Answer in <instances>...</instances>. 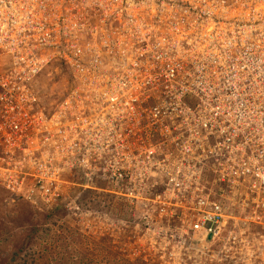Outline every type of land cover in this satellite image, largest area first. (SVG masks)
Masks as SVG:
<instances>
[{
  "label": "built area",
  "instance_id": "1",
  "mask_svg": "<svg viewBox=\"0 0 264 264\" xmlns=\"http://www.w3.org/2000/svg\"><path fill=\"white\" fill-rule=\"evenodd\" d=\"M98 67L103 74H95ZM52 69L56 75L67 70L75 89L54 92L57 99L67 96L48 112L41 83ZM212 73L221 74L220 87H209ZM112 81L118 84L110 88ZM154 88L180 91V99H257L251 112L263 115L264 0H0V187L39 210L54 209L74 169L92 179L86 172L93 143L104 163H133L130 158L151 164L161 145L152 134L142 150L126 152L124 140L141 131L138 100H151ZM126 90L137 95L132 102ZM140 109L144 113L147 104ZM98 114L119 134L89 138V120ZM147 117L154 122L157 116ZM97 132L94 137L103 135ZM166 132L161 137L171 136ZM220 141L204 159L217 162L219 147L233 153L232 138ZM144 148L145 159L137 161ZM242 164V175L253 172ZM109 169L112 179L132 185L130 166ZM167 175L170 186L175 177ZM256 177L264 188V172ZM190 210L198 217L194 228L208 234L227 211L208 194H197Z\"/></svg>",
  "mask_w": 264,
  "mask_h": 264
},
{
  "label": "rangeland",
  "instance_id": "2",
  "mask_svg": "<svg viewBox=\"0 0 264 264\" xmlns=\"http://www.w3.org/2000/svg\"><path fill=\"white\" fill-rule=\"evenodd\" d=\"M57 73L50 70L41 83L48 112L67 96L57 99L54 92L75 89L67 70ZM221 77L212 73L209 87H220ZM116 84L112 81L110 88ZM130 92L125 94L132 102L137 95ZM151 92L154 97L148 102L138 100L141 131L124 140L126 152L142 150L151 143L152 134L161 145L151 164L139 160L147 148L137 158L139 163L130 158L127 161L133 163H104L94 156L93 143L86 172L92 179L85 181V175L74 169L54 209L39 210L0 187V264H264V188L256 177L259 170L264 172V114L251 112L258 100L180 99V91L163 93L162 88H154ZM95 109L98 112L99 106ZM150 114L158 118L152 122ZM89 122L93 123L88 137L95 141L111 132L119 134L103 114L93 115ZM159 124H163L160 129ZM167 129L171 136L161 137ZM97 130L103 133L98 138ZM226 138L236 142L233 153L219 147L214 152L219 154L217 162L204 159L217 140ZM243 161L252 165V173L242 175ZM109 165L136 171L132 185L126 188L129 181L112 179ZM167 171L175 177L170 186ZM144 189L145 200L140 201ZM197 194H208L227 209L213 234L194 228L198 217L190 208Z\"/></svg>",
  "mask_w": 264,
  "mask_h": 264
},
{
  "label": "bare ground",
  "instance_id": "3",
  "mask_svg": "<svg viewBox=\"0 0 264 264\" xmlns=\"http://www.w3.org/2000/svg\"><path fill=\"white\" fill-rule=\"evenodd\" d=\"M227 127V126H226ZM224 128V127H223ZM236 130V129H235Z\"/></svg>",
  "mask_w": 264,
  "mask_h": 264
}]
</instances>
